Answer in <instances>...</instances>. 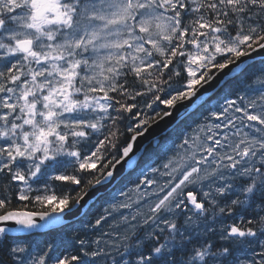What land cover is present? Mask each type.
I'll use <instances>...</instances> for the list:
<instances>
[{"label":"snow or ice","instance_id":"obj_1","mask_svg":"<svg viewBox=\"0 0 264 264\" xmlns=\"http://www.w3.org/2000/svg\"><path fill=\"white\" fill-rule=\"evenodd\" d=\"M0 264H264V0H0Z\"/></svg>","mask_w":264,"mask_h":264},{"label":"water","instance_id":"obj_2","mask_svg":"<svg viewBox=\"0 0 264 264\" xmlns=\"http://www.w3.org/2000/svg\"><path fill=\"white\" fill-rule=\"evenodd\" d=\"M229 79H230V77H229ZM223 82L224 81L221 82V85H222ZM221 85H220V87H221ZM182 111H183V109L181 108L176 113H174L173 117L164 118L163 120H160L158 122L159 126L158 127L157 126H153V128L150 130V136L154 135V136H158L160 138L163 135H166L169 131H171L175 126H177L179 124L178 123L179 122V116H180V112H182ZM146 144H148V140L147 139L137 141L136 144H134V153L130 154V157H132L138 151H142ZM125 159H128V158H125ZM137 161H138V158H137ZM131 170L132 169L129 167V165L122 161V167H119V172L117 174L119 175V173H121V172L122 173H128ZM103 193H104V190L101 189L100 193L97 194V198L100 195H103ZM76 219H78V217H68L66 219L65 223H69V222L75 221ZM37 221L41 222V221H39V217H37ZM60 225H63V224H56V225L51 226L50 228H54V227H57V226H60ZM50 228L46 229L45 231L49 230Z\"/></svg>","mask_w":264,"mask_h":264},{"label":"trees","instance_id":"obj_3","mask_svg":"<svg viewBox=\"0 0 264 264\" xmlns=\"http://www.w3.org/2000/svg\"><path fill=\"white\" fill-rule=\"evenodd\" d=\"M227 87H228V85H227V82L225 81L222 84V86L220 87L221 92H223L224 90H226ZM215 98L216 97L213 96V99H215ZM229 98L234 99L235 96L234 95H231V96H229ZM161 107H163V106H161ZM180 126L181 125L179 124L176 128L172 129L166 135L160 137V141L161 142H164L166 139L173 137L176 134V132L179 131V127ZM148 146L151 148V145H148ZM138 163H143V161H139L138 160ZM66 183L67 182H54V184H57V185H59V184H66ZM57 194H59V191L58 190H57ZM102 196L103 195H101L97 199L98 200H101ZM17 206H19V205H17ZM97 208H100V204L99 203L97 204ZM26 210H28V211H45V210L50 211V208L48 206L41 207L39 205L29 204ZM78 221H79V218L77 220H75V221H72V222H69V223H65L63 225H60V226H57V227H54V228H50L46 232L51 233L53 236L57 235V233L60 232L61 230L65 231V232H70L72 228L79 227Z\"/></svg>","mask_w":264,"mask_h":264},{"label":"bare ground","instance_id":"obj_4","mask_svg":"<svg viewBox=\"0 0 264 264\" xmlns=\"http://www.w3.org/2000/svg\"><path fill=\"white\" fill-rule=\"evenodd\" d=\"M77 220V219H76Z\"/></svg>","mask_w":264,"mask_h":264}]
</instances>
